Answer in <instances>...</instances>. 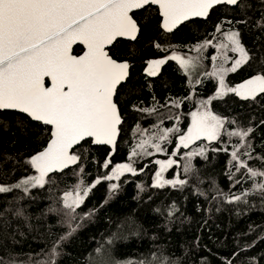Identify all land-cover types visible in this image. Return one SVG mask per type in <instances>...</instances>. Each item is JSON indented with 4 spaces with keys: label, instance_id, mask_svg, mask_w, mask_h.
<instances>
[{
    "label": "trees",
    "instance_id": "trees-1",
    "mask_svg": "<svg viewBox=\"0 0 264 264\" xmlns=\"http://www.w3.org/2000/svg\"><path fill=\"white\" fill-rule=\"evenodd\" d=\"M242 2L246 7L216 6L208 18L184 22L169 33L160 29L155 7L134 12L141 29L137 39L118 40L111 46V51L117 53L114 58L130 64L129 78L114 97L123 120L117 147L110 155L105 146L84 143L79 149V167L49 174L51 181L43 188H31L27 193L13 189L0 194V256L4 264H29V255L42 250L48 254L44 258L54 264H89L90 258L103 254L95 252L101 245L114 264H136L161 253L175 264H264V194L255 189L264 178H249L245 169L237 172L229 163L232 146L243 145L240 151L251 150L253 158H241L248 160L250 167L264 170V160L257 159L264 156V95L253 101L234 93L212 99L208 105V110L224 121L221 137L211 142L199 140L182 149L173 157L177 165L164 172L165 179L177 175L187 179L183 188L151 187L157 171L153 159H167V153L134 158L137 174L121 176L114 191L104 181L96 184L72 214L75 231L57 248L58 254L51 255L53 242L69 231L70 210L62 203L65 192L73 191L81 180L91 185L116 164L129 162L131 149L139 140L138 129L155 132L157 128H179L185 132L190 112L203 110L201 102L214 96L215 79L205 73L213 67L211 57L218 55L217 50L207 46L197 52V47L206 40L215 45L223 39L222 32L237 31L251 59L237 72L226 75V85L236 87L264 73V29L258 26L264 14V0ZM217 25H222L221 33L216 32ZM81 50L76 46L73 54L78 55ZM173 52L200 57L197 74L182 72L173 60L161 65L157 75L147 74L149 61L164 59ZM228 55L235 57L231 52ZM197 78L200 83L195 82ZM143 108L155 111L148 114L140 111ZM249 128L252 131L245 141L223 134ZM47 129L23 114L0 111V185H12L37 174L28 160L45 146L49 139ZM178 136L175 133L172 143L165 142L168 153L175 150ZM199 147H206L207 158L194 157L191 171L184 173V154ZM106 159L111 160L108 169L102 166ZM245 191L249 192L246 203L228 202L231 196ZM173 205L177 211L168 216ZM18 209L23 215L15 214ZM114 233L121 238L109 245L107 241Z\"/></svg>",
    "mask_w": 264,
    "mask_h": 264
},
{
    "label": "snow or ice",
    "instance_id": "snow-or-ice-1",
    "mask_svg": "<svg viewBox=\"0 0 264 264\" xmlns=\"http://www.w3.org/2000/svg\"><path fill=\"white\" fill-rule=\"evenodd\" d=\"M219 5L246 7L242 0H0V111L16 110L26 114L32 121L49 126V139L45 146L28 160L37 174L12 185H0V194L10 193L13 189H23L27 193L31 188H43L51 181L50 173L63 172L72 165L79 167L82 160L79 149L89 141L98 145H110L115 150L123 120L114 97L118 95V88L129 78L130 64L114 58L117 53L111 51V46L120 37L137 39L141 29L138 20L134 18V10L148 11L151 6H157L162 17L160 26L166 32H172L178 25L193 17L208 18L210 12ZM258 26L264 29V14ZM215 30L221 33L222 25H217ZM222 36L223 39L217 44L213 45L211 40H206L196 49L200 52L201 49L212 46L217 50L218 55L211 57L213 71L205 73L218 81L215 96L201 102L203 110L191 112V125L186 133L180 132L179 128H157L155 132L138 129L139 140L131 149L129 162L116 164L110 172L97 177L91 185L81 180L73 191L65 192L62 199L64 207L70 210L71 218L67 222L69 231L53 242L52 256L58 254L57 248L75 231L72 226L75 216L72 214L101 180H119L125 173L136 175L134 158L152 156L154 152L167 153V159L155 161L159 165V171L155 173L151 187L183 188L188 183L187 179H181L179 175L174 179H165L163 174L177 165L178 161L173 157H177L182 149H188L202 138L211 142L221 137L224 121L208 110L212 99L234 93L241 99L255 101L257 97L264 95V73L257 74L236 87L226 85V75L237 72L251 57L241 42L239 32H222ZM77 42L87 49L82 55L71 54L72 45ZM155 47L161 46L156 44ZM106 48L109 50L106 51ZM229 52L238 54V58L229 56ZM200 59L173 52L164 59L149 61L147 74L157 75L161 65L167 60H173L186 74L195 75L200 68ZM229 61L231 66L225 67ZM46 78L50 80V86H46ZM195 82L200 83L199 78ZM140 111L151 114L155 108H143ZM251 131V128L238 129L223 134L245 141ZM146 133L148 134L145 136ZM175 133H179L178 145H174L175 150L168 153L164 144L172 143L171 136ZM232 147L229 163L233 164L237 172L245 169L249 178H264V170L250 167L248 160L241 158L247 156L252 159L251 150L241 152L243 145ZM248 147L251 149L250 144ZM222 150L228 151L227 148ZM197 156L206 159V147L184 154V173L191 171V161ZM257 159L264 160V156ZM110 163L111 160L106 159L103 168L108 169ZM117 187L115 183L110 185L113 191ZM255 189L264 194V182L256 184ZM248 195L247 191L242 195H233L228 202L246 203ZM176 211L173 205L167 215L173 216ZM15 214L23 215L19 209ZM0 215L3 213L0 212ZM120 238L118 233H114L107 243L111 245ZM95 252L103 254L90 258L89 264H114L103 250V245L98 246ZM45 256L48 254L43 253V250L30 254L29 264H54L53 260L45 259ZM0 264H4L2 256ZM11 264L17 262L13 261ZM128 264L133 262L129 261ZM136 264L175 262L161 253L152 254L151 258L146 257Z\"/></svg>",
    "mask_w": 264,
    "mask_h": 264
},
{
    "label": "water",
    "instance_id": "water-1",
    "mask_svg": "<svg viewBox=\"0 0 264 264\" xmlns=\"http://www.w3.org/2000/svg\"><path fill=\"white\" fill-rule=\"evenodd\" d=\"M152 7H155L156 9H157V11H158V7L157 6H152ZM227 7H232V6H227ZM135 11H138V10H134V12ZM158 16H159V18H160V22H159V26L162 24V17L159 15V11H158ZM194 19H199V20H203V19H205V18H201V17H193V18H191L190 20H194ZM190 20H188V21H190ZM185 22H187V21H185ZM184 23V22H183ZM179 26V25H178ZM177 26V27H178ZM176 27V28H177ZM160 29L162 30V31H164V32H166L161 26H160ZM174 30V29H173ZM166 33H169V32H166ZM117 40H125V41H134V40H129V39H127V38H125V37H120V38H118ZM77 45H79V47H81V52L78 54V55H82L87 49H86V47L84 46V45H82V44H80L79 42H77V43H75V44H73L72 45V48H71V54L72 55H75V54H73V48L74 47H76ZM107 49L108 48H106V51H107ZM46 86H50V80H48L47 78H46ZM3 111H14V112H17V113H19L18 111H16V110H3ZM20 114H23V113H20ZM24 116H26L27 117V115L26 114H23ZM29 120H31L29 117H27ZM32 121V120H31ZM33 122H36V121H33ZM37 123H40L41 125H43L41 122H37ZM45 126V125H44ZM47 127H49V126H47ZM93 145H95V146H105V147H107V148H109L110 149V155L112 154V152H113V149H112V147L110 146V145H98V144H94V143H92ZM156 160H158V159H154V161H153V163L157 166V171H159V165H157L156 163H155V161ZM160 160V159H159ZM74 165H72V166H70L69 168H71V167H73ZM69 168H67V169H69ZM67 169H65V170H67ZM64 170V171H65ZM156 171V172H157ZM57 174H59V173H61V172H56ZM50 174H54V173H50Z\"/></svg>",
    "mask_w": 264,
    "mask_h": 264
},
{
    "label": "rangeland",
    "instance_id": "rangeland-1",
    "mask_svg": "<svg viewBox=\"0 0 264 264\" xmlns=\"http://www.w3.org/2000/svg\"><path fill=\"white\" fill-rule=\"evenodd\" d=\"M234 54V53H233ZM234 58H238V54H234ZM175 62V64L177 65V67L182 71V72H184V70L183 69H181L180 67H179V65H178V63L176 62V61H174ZM231 66V61L228 63V66H225V67H230ZM148 69V67L146 68V70ZM213 71V67H211L210 69H209V73L210 72H212ZM190 76V75H189ZM215 79V78H214ZM215 82H216V89H215V91H214V96H215V93H216V90H217V88H218V81L215 79ZM213 96V97H214ZM192 112H194V111H192ZM191 125V112H190V114L188 115V126H187V128L189 127ZM187 128H186V130H185V132L184 133H186V131H187ZM201 140H204V141H207L206 139H201ZM197 142V141H196ZM176 143H177V145H178V138L176 139ZM153 161H154V159H153ZM110 172V171H109ZM126 174V173H125ZM175 177H173L172 179H174ZM101 181H104V182H106V184L110 187V185L111 184H113V183H115L116 184V182L118 181V180H113V181H107V180H101ZM64 195V194H63ZM63 195H62V197H63ZM62 203H63V199H62ZM64 205V204H63Z\"/></svg>",
    "mask_w": 264,
    "mask_h": 264
},
{
    "label": "flooded vegetation",
    "instance_id": "flooded-vegetation-1",
    "mask_svg": "<svg viewBox=\"0 0 264 264\" xmlns=\"http://www.w3.org/2000/svg\"><path fill=\"white\" fill-rule=\"evenodd\" d=\"M135 12H136V11H135ZM117 41H118V40H117ZM117 41H116V42H117ZM124 41H125V40H124ZM77 46H79V45H77ZM107 50H108V49H107Z\"/></svg>",
    "mask_w": 264,
    "mask_h": 264
}]
</instances>
